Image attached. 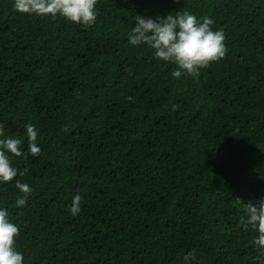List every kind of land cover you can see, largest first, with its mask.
<instances>
[{
	"label": "trees",
	"instance_id": "trees-1",
	"mask_svg": "<svg viewBox=\"0 0 264 264\" xmlns=\"http://www.w3.org/2000/svg\"><path fill=\"white\" fill-rule=\"evenodd\" d=\"M13 3L0 0V123L23 140L12 162L32 192L18 206L0 185V206L24 264H184L192 250V264H264L240 223L264 200V0H98L86 29ZM179 10L226 37L198 78L127 42L137 14Z\"/></svg>",
	"mask_w": 264,
	"mask_h": 264
},
{
	"label": "clouds",
	"instance_id": "clouds-1",
	"mask_svg": "<svg viewBox=\"0 0 264 264\" xmlns=\"http://www.w3.org/2000/svg\"><path fill=\"white\" fill-rule=\"evenodd\" d=\"M97 3L98 0H14L12 6L19 13L29 16L53 19L60 16L86 29L97 22ZM133 19L135 25L127 33L128 44L146 46L152 50L155 59L175 65L171 72L174 79L182 76L198 78L201 69L227 55L226 37L223 31L213 30L215 21L212 17H197L190 11L179 10L174 15L169 12L155 18L137 14ZM175 107L173 105V109ZM25 131L27 154L36 157L42 150L37 143L39 129L29 122L25 124ZM22 145L23 140L7 135L4 124L0 123V185L14 181L15 188L23 193L15 201L18 206L25 205L32 192L31 186L19 178L25 176L28 169L20 171L12 162L14 157L26 156ZM68 210L72 216L81 212V196L78 193L72 197ZM244 212L241 225L245 230L251 227L258 233L253 243L264 249V200L245 203ZM19 235V226L11 220L9 210L0 206V264H24V254L15 247ZM195 260V250L183 256L184 264H192Z\"/></svg>",
	"mask_w": 264,
	"mask_h": 264
}]
</instances>
